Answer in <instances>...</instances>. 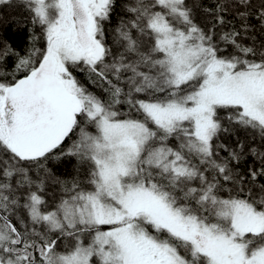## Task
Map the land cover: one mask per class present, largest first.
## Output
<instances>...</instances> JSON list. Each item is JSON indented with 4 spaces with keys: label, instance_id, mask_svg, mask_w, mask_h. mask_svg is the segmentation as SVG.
Instances as JSON below:
<instances>
[{
    "label": "snow or ice",
    "instance_id": "snow-or-ice-1",
    "mask_svg": "<svg viewBox=\"0 0 264 264\" xmlns=\"http://www.w3.org/2000/svg\"><path fill=\"white\" fill-rule=\"evenodd\" d=\"M0 264H264V0H0Z\"/></svg>",
    "mask_w": 264,
    "mask_h": 264
},
{
    "label": "trees",
    "instance_id": "trees-1",
    "mask_svg": "<svg viewBox=\"0 0 264 264\" xmlns=\"http://www.w3.org/2000/svg\"><path fill=\"white\" fill-rule=\"evenodd\" d=\"M8 15L12 16L13 19L18 17L13 13L12 10H9ZM30 27V26H29ZM6 35L12 43L13 47L17 48L18 51L23 54L24 50L29 47V32L27 28L16 29L11 21H9V27L6 30ZM11 67V62H9V68ZM75 163L74 160L69 161L68 163H62L57 165V171L59 173H71L72 165Z\"/></svg>",
    "mask_w": 264,
    "mask_h": 264
}]
</instances>
